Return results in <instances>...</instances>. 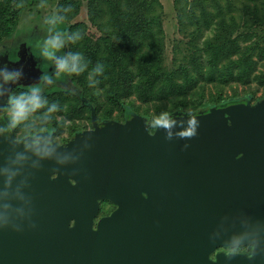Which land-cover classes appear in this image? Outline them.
Here are the masks:
<instances>
[{
	"label": "water",
	"instance_id": "1",
	"mask_svg": "<svg viewBox=\"0 0 264 264\" xmlns=\"http://www.w3.org/2000/svg\"><path fill=\"white\" fill-rule=\"evenodd\" d=\"M167 119H94L62 144L0 132V264H264V98ZM236 244L258 248L211 257Z\"/></svg>",
	"mask_w": 264,
	"mask_h": 264
},
{
	"label": "rangeland",
	"instance_id": "2",
	"mask_svg": "<svg viewBox=\"0 0 264 264\" xmlns=\"http://www.w3.org/2000/svg\"><path fill=\"white\" fill-rule=\"evenodd\" d=\"M163 11L161 23L164 28L165 44V71L173 77V82L183 83L185 75L191 78L185 89L168 92L159 91L148 94L149 84L141 77H134L128 94L119 93L110 84H91L88 82L87 90L83 92L76 77L64 76L59 81L46 86L45 92L50 102L60 105V111L52 114V119L41 123L39 113L45 108L33 113L29 127L19 126L16 138L22 139L30 136L25 134H50L58 143H66L79 132L94 128V119L100 122L117 120L125 122L127 108L152 120L167 112H185L192 114L207 103L227 102L247 98L256 103L264 98V0H203L196 3L195 22L188 16L180 14L174 0H161ZM206 3V9L211 14L207 16L201 9ZM183 4V2H182ZM69 9L61 13V9ZM222 11L223 16L219 15ZM65 15L68 27L77 22L85 23V27L78 30L82 36L96 38L98 31L96 25L89 18L87 0H29L22 13L17 30L8 38L0 41V67L7 64L9 70L13 67H24V78L14 86L13 92H19L26 85L39 83L43 61H39L30 47V43L46 34L47 19L56 14ZM209 19L210 26L205 22ZM220 20H225V31L235 27L232 38L237 37L238 47L232 50L230 57H223L219 62V70H223L224 77L210 73L207 65L208 47L205 42L213 41L220 32ZM34 29L35 35L29 39L27 34ZM77 30V29H76ZM28 34V35H29ZM24 36L26 38L24 39ZM71 50L70 43L63 52ZM80 52V51H79ZM252 59V62H251ZM189 73H186V69ZM52 72L49 66L47 69ZM185 74H184V72ZM216 74V75H215ZM89 80V79H88ZM140 84L137 85V83ZM17 87V88H16ZM160 87V86H159ZM78 94V95H76ZM79 103L78 106H76ZM220 104V103H219ZM114 205L105 202L98 217L111 214Z\"/></svg>",
	"mask_w": 264,
	"mask_h": 264
},
{
	"label": "trees",
	"instance_id": "3",
	"mask_svg": "<svg viewBox=\"0 0 264 264\" xmlns=\"http://www.w3.org/2000/svg\"><path fill=\"white\" fill-rule=\"evenodd\" d=\"M28 1L0 0V41L10 37L17 30ZM87 2L89 18L100 31L96 38L82 36V39L76 44L70 43V46L71 51H80L83 57L90 62L89 71L97 63L104 65L103 73L94 77L95 80L100 84H110L121 94H128L130 85L134 83V77L138 76L149 84L148 94L156 92V88L159 91L167 90L168 92L185 89L186 85L190 83L189 75H185L183 83H177L173 82L172 75L165 71L164 28L161 23L163 4L161 0H87ZM197 2L201 3L203 0H174L176 10L180 14L189 15L192 21H195L194 6ZM200 7L205 15H211L206 9V3ZM219 15L223 16L222 11H219ZM195 22H199L198 19ZM225 22V20H220L219 23L220 32H223L213 41L208 39L205 42L209 51L207 65L210 68V73L218 71L216 74L221 78L224 77V71L219 70L218 64L223 57H230L231 51L238 47L239 40L237 37L232 38V34L236 31L235 27H231L230 31H225ZM205 24L207 27L211 25L209 19ZM58 27L68 32L80 28L82 32L85 23L77 22L75 26L68 27L65 22H62ZM28 34V38L31 39L35 35L34 29L31 28V32ZM25 38L26 36H24ZM185 69V72L189 73L188 69ZM74 76L78 84L83 85V92H85L87 87L89 88L88 71ZM238 100L217 102L216 104L207 103L201 106L200 110ZM78 105L79 103L76 106ZM128 111L135 112L133 109L127 108L125 119ZM104 120L102 119V121ZM25 135L34 137L37 134Z\"/></svg>",
	"mask_w": 264,
	"mask_h": 264
},
{
	"label": "clouds",
	"instance_id": "4",
	"mask_svg": "<svg viewBox=\"0 0 264 264\" xmlns=\"http://www.w3.org/2000/svg\"><path fill=\"white\" fill-rule=\"evenodd\" d=\"M69 9H61V13L67 12ZM56 13L50 16L46 23L48 25L46 34L30 43V47L39 61H43V67L39 78V83H31L26 85L19 92H13L11 85H18L24 78V67L21 65L19 68L13 67L9 70L7 64L0 67V97H3L7 93V101L4 104L2 110L6 114L7 125L0 128V132L5 130H12L13 128L24 126L29 127L30 116L33 113H37L38 110L45 108L46 111L39 113V119L41 123H46L51 120L53 113L60 111V105L58 102H50L47 95H41L45 92L46 86L51 85L56 81H59L64 76L81 75L88 71L89 83L94 84L96 81L94 77L99 76L104 71V65L97 63L89 71V61H87L83 54L79 51H67L63 52V49L71 43L76 44L82 39L81 32L77 29L71 32L63 31L58 26L65 20V15ZM52 68V72H49L48 67ZM6 85L8 87H6ZM168 113L164 112L160 116L155 117L152 120L153 128L163 126L170 127L174 121L167 119ZM197 121L189 120V128L181 133L184 137H193L198 133L196 132ZM189 146L186 145L187 149ZM41 155H50L47 150L40 152ZM256 250L258 246H253ZM236 251L235 248L229 249V255ZM251 254V253H250Z\"/></svg>",
	"mask_w": 264,
	"mask_h": 264
},
{
	"label": "flooded vegetation",
	"instance_id": "5",
	"mask_svg": "<svg viewBox=\"0 0 264 264\" xmlns=\"http://www.w3.org/2000/svg\"><path fill=\"white\" fill-rule=\"evenodd\" d=\"M16 131H17V128H15V136H16ZM105 202L110 203L111 201L110 200L101 201L100 210H101V207L104 205ZM111 203H113V202H111ZM113 204L115 205V208L113 210H115L117 206H116L115 203H113ZM100 210H99V212H100ZM107 215H110V214H107ZM107 215H104V216H107ZM101 217H103V216H101ZM230 248H235L236 249V251H234L232 253H244L246 255H251L252 254V250H253V246L252 245H239V244H236V245H223V246L217 247V249L215 250L214 254L211 255V257H214L218 252H225L226 254H229V249Z\"/></svg>",
	"mask_w": 264,
	"mask_h": 264
}]
</instances>
